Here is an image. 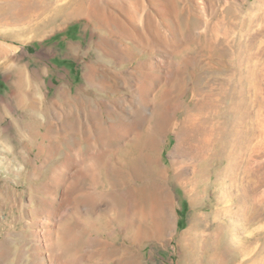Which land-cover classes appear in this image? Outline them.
Wrapping results in <instances>:
<instances>
[{
  "label": "rangeland",
  "instance_id": "rangeland-1",
  "mask_svg": "<svg viewBox=\"0 0 264 264\" xmlns=\"http://www.w3.org/2000/svg\"><path fill=\"white\" fill-rule=\"evenodd\" d=\"M114 1L102 2L106 30L88 18L47 30L45 22L28 28L0 19V45L10 51L11 63L0 58V254L9 251L6 264H208L212 256L213 264H264V0ZM6 4L0 0V7ZM164 7L170 11L158 16ZM103 39L109 40V53L99 47ZM18 67L37 85L47 108L37 116L33 132L24 128L31 118L17 96ZM140 86L152 89L144 101L151 110L161 109V103L169 106L168 122L155 145L140 151L142 160L135 161L141 167L128 151L140 138L145 145L156 120L118 142L110 131L123 118L141 113L134 94ZM196 91L201 95L193 98ZM242 102L241 117L232 108ZM94 112L101 129L91 122ZM187 113L202 123L197 138L205 132L214 147L229 148L228 137L222 136L234 122L253 131V136L248 131V148L257 146L254 176L252 181L242 174L236 178L241 187L237 195L247 191L254 206L243 208L253 215L250 225L238 217L231 220V212L226 219H213L218 206L210 196L212 185L202 196L203 208L195 211L193 197L180 181L193 177V168L203 164L194 150L178 149L173 129ZM68 126L77 132H66ZM18 133L25 140H17ZM184 133L180 129L179 135ZM13 151L26 161H16ZM74 152L83 165L100 152L106 156L97 171H87L77 184L70 179L58 186L53 171L73 164ZM131 191L140 200L129 201ZM90 194L93 200L81 203ZM151 196L172 200L159 219L149 212ZM198 213V221L211 227L190 232ZM50 215L56 217L60 244L67 243L69 229L83 236L64 259L46 246L38 234L43 227L34 223ZM212 232L219 234L209 251Z\"/></svg>",
  "mask_w": 264,
  "mask_h": 264
},
{
  "label": "bare ground",
  "instance_id": "bare-ground-1",
  "mask_svg": "<svg viewBox=\"0 0 264 264\" xmlns=\"http://www.w3.org/2000/svg\"><path fill=\"white\" fill-rule=\"evenodd\" d=\"M5 1L7 4L5 6L0 7V19L1 18L5 20L7 19L14 24H19L24 27L27 26L29 28L31 25L41 26L45 22L46 30L52 25H53V29H55L57 27L59 28L60 26L62 27L64 24H66L71 20L78 18H88L91 23H93L94 21L95 22L99 21V24H101V28H102L101 30H106V28H108L106 23L107 16L105 17V15L103 14L104 12L102 13V10H104V6L102 4L103 0H5ZM114 2L121 3L122 0H115ZM134 10L136 11L137 14H139L136 8H134ZM169 11L170 9L168 7H164L162 9L160 8L158 9V16H162V17L166 16ZM153 15H151V18H153ZM137 17H138L137 19L139 20L138 15ZM139 24L143 25L144 27L146 25V24L144 25V20H142L141 17ZM99 47L104 52L109 53L110 51L109 40L103 39L99 44ZM4 50L5 48L0 45V58H5L7 62V66H10L11 65L10 56H8L10 55L9 54L10 51L8 52ZM119 53L121 55H124V51H122V49H120ZM91 69H92V73L97 74V69L94 66L91 65ZM24 73L25 72L23 67L17 68V73H16V76L18 78V80L16 81V86H18L17 96L20 100V103H25L24 105L29 114V118H31V122L26 124L24 128H27V130L33 132L34 130H36V127H38L39 124V120L37 116L41 113H44L45 109L47 108L45 107V104L43 103L42 98L40 97L39 89L35 87L37 85L33 83L32 84L29 83L24 78ZM151 91L152 89L149 88V86H140L139 88L135 89L134 94L137 96L139 100V104L141 106V113L139 115H131V117L127 119L123 118L122 124L110 130L112 139L118 142L121 138L124 137L126 138L127 133L129 131H135V133L138 131L140 132V130L143 129L145 125H147V123L156 120L155 122L153 121V123L150 124L149 126V131L151 134H149L148 138L145 139L146 140L144 142L145 147L142 146V140L140 138L139 141H134L131 144V147L129 148L128 155H130L129 157H131V160L134 161V163L137 164V166L139 164L136 163L135 161H137L140 155H142L140 154L141 153L140 151L142 150L144 151L146 147H150L149 145H153V144L155 145L158 133H160L159 131L166 124L168 118L167 113L169 110L168 108L169 106H166L168 104L160 102L161 109L159 110L158 108L151 110L149 107L145 105L144 101L146 100V96ZM235 94L236 93L233 92V95ZM200 95H201L200 92L196 91L193 95V98H198ZM244 104L245 102H242L241 104H237L232 108L234 109L235 113L241 117L244 116L243 115L244 112L241 110V107L244 106ZM90 117L92 124L97 125V127L101 129L102 124L98 122V113L94 112V114H92V116ZM200 124L202 123H200L198 119H195L194 116L188 113L183 116L181 121L177 119L176 123L174 124L173 129L175 133L178 135V149L179 150L183 149V151H186L188 149L194 150L193 151L194 154L196 155L197 158H199V160H201L200 163L203 164L202 165L203 168H199V169H196L198 167V165H196L193 168V172H192L194 176L191 178L185 177L180 181V184L188 188V192L190 193L191 197H193L192 199H193V206L195 211L198 212L200 209L203 208V205L201 204L203 200L202 196L205 198L207 197L209 188L212 185L213 191L211 192L210 196H212L213 198L215 197L214 198L215 205L218 206V208L215 209V211L211 214L213 216V219H217L218 221L220 215L225 216L226 219L228 218L229 213L231 212L232 213L231 220L236 219L238 217L243 221H245L246 224L250 225L253 220V215L252 214L247 215L246 212L243 210V208L244 207L246 209H248L249 207L254 208V206L252 201L249 202L247 199L248 197H246L249 194L247 191L244 190V194L246 196L237 195L238 190L241 191V187L240 185H237L238 179L236 178H238V174H242L243 176L250 178V181H252L251 179L254 176L251 170V164L252 161H254V154L256 151L255 149L257 148V146L253 145V147L248 148V144H249L248 141L252 138L253 131L251 132L250 129L243 130L240 128L238 122L237 123L234 122L232 123V128L230 129V131L227 132L226 130H224L222 136V137L224 136L228 137V141L230 143L229 148L228 147L222 148L221 146L218 145L214 147L212 144L213 140L209 138V135H207L205 132L202 133L200 138H197L196 136L198 134L197 131H199L200 127H202ZM180 129H185V133L179 135ZM248 131L252 133V136L248 137V135H250ZM66 132H77V128H75V126H68ZM246 132L247 134H244ZM25 138L26 137L24 134L22 133L17 134V140L20 139L25 140ZM250 143H252V141ZM29 147H30V143H29ZM246 154H247V161L244 162L243 155L245 156ZM104 155H105L104 153L100 152L99 155L92 156L91 158H89L88 162L85 165H83L81 156L78 153L74 152L73 162H72L73 164L68 165L65 163L66 165L63 164L58 168H56L53 171L52 180L58 186L59 185L66 186L68 183H70L69 182L70 179H74V181L76 180V184H77L79 179H81L82 176H84L87 171L91 170L93 172L98 170L101 162L103 163ZM111 155L113 154L111 153ZM12 157L20 163L26 161V157L21 152L18 151L17 152L13 151ZM112 159L113 158H111V160ZM140 159L142 160V158ZM114 165L115 164H113V168L116 170L117 168L114 167ZM80 167H85V168H80ZM173 170L176 171V169ZM131 172L132 174L134 173L133 175L137 174L136 166L135 168L134 167L132 168ZM186 173L187 170H185V174ZM198 180L201 181L199 182L200 184L196 183L198 182ZM201 184L203 185L202 187ZM71 185L72 183L70 184V186ZM251 186L253 185L250 184V187ZM224 192H227V196L229 194L227 198L224 197L223 195ZM138 196L139 194L131 191V193L128 194V198H129L128 200L135 201L137 200ZM90 200H93L91 194L83 197V201H81V203L87 204ZM171 204H172V200L168 199V197L166 198L165 196L164 197L151 196L148 198L149 212L155 215L154 217L156 219L157 218L159 219L162 215H164L163 213ZM130 206H132V204H130ZM143 206L139 207L141 208L142 213L145 211L143 209ZM233 214H235L236 216L234 217ZM194 218H195V223L193 224L190 232H193L195 230H200L204 228L205 225V224L203 225V223H200V221H198V219L201 218V214L198 213L197 216H195ZM34 223L43 227V232L38 234H40L43 237L46 246L51 250H53L54 251L53 253H55V255L59 254V256H61L62 258L68 252L69 250L68 248L70 245L72 248L73 244L76 246L78 245L77 243H81L83 240V236L81 234L76 235L75 233H73L72 230L69 229V231L65 236L68 238V240H66L67 243L61 242L60 244L57 239V233H56L57 222L55 215H50V216H46L45 218L38 219ZM208 227H211V225L210 226L205 225L206 230H208ZM234 229L232 230L234 231ZM217 233L219 234V232ZM217 233L212 232L209 234L210 238L206 243L207 250L209 251L211 250L209 245H212V240L215 238ZM7 252L9 253V251H7V248L1 250L0 260L1 259L3 261L7 260V256H9ZM53 256L54 255L50 254L51 263L53 261ZM214 257L215 256H212L211 258L209 257L210 259L208 261V264H213V262L216 260L214 259ZM71 260H68V263H70L69 261ZM0 262L2 263V261ZM4 262L6 264V261Z\"/></svg>",
  "mask_w": 264,
  "mask_h": 264
}]
</instances>
